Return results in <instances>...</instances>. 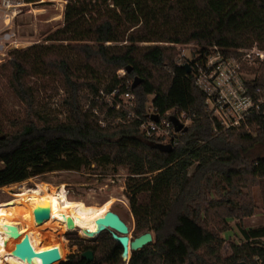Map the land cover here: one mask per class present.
Wrapping results in <instances>:
<instances>
[{"label":"trees","instance_id":"trees-1","mask_svg":"<svg viewBox=\"0 0 264 264\" xmlns=\"http://www.w3.org/2000/svg\"><path fill=\"white\" fill-rule=\"evenodd\" d=\"M48 40L61 44L15 51L9 62L10 87L26 109L25 117L12 121L0 136V189L95 163L125 167L135 233L155 234L154 243L133 252L129 264H225L220 254L223 239L201 219L208 212L203 203L218 190L216 178L231 185V168L242 160V152L264 146L263 121H252L261 126L257 137L215 132L218 126L207 113L206 96L194 72L177 63L175 47L196 45L202 54L218 47L225 55L255 44L264 50V0H68L64 26ZM121 70L126 71L123 78ZM255 73L260 75L250 84L264 89V64ZM34 76L60 81L64 120L37 108L27 84ZM135 79L141 83L132 89L128 83ZM116 88L135 95V113L143 119L150 96L151 106L161 114L186 112L192 124L182 142L164 153L151 147L158 142L142 134L138 120L101 126L95 102L84 108L88 97L83 93L98 99L101 90ZM117 115L124 118V113L108 109V116ZM251 165V173L264 178V155L256 154ZM141 195H146L144 202H139ZM243 234L246 242L233 246L229 264H264V227ZM81 245L59 264H123L122 248L109 230ZM88 251L94 252L92 262L83 257Z\"/></svg>","mask_w":264,"mask_h":264},{"label":"rangeland","instance_id":"rangeland-1","mask_svg":"<svg viewBox=\"0 0 264 264\" xmlns=\"http://www.w3.org/2000/svg\"><path fill=\"white\" fill-rule=\"evenodd\" d=\"M21 2L23 5L20 13L12 22L13 30L16 33L15 45L6 50L0 62V126L3 129L0 132V136H5V132L12 121L25 117L26 106L10 87L12 68L9 62L13 59V52H24L36 45L61 44V42L49 41L48 38L64 26L65 8L68 0L46 2L45 0H41L37 5L26 4L23 0ZM3 28L5 27L0 20V29ZM254 46H257V44ZM257 47L260 48L259 46ZM175 49L177 63L179 65L188 64L194 72L191 61L199 59L200 49L196 45H179ZM228 53L229 55L238 54L237 50L234 49ZM263 64L264 62L246 64V76L249 79H255L260 75L259 73H255V71L260 70ZM125 74V70L118 71V75L121 78L125 77ZM27 84L32 87L35 94V103L39 110L47 114H59L62 120L65 119L66 114L61 105L65 94L60 81L52 77L34 76L27 80ZM106 84L107 82L104 80L101 86L105 87ZM83 96L88 97L83 103L84 108L88 109L94 101L96 104L95 110L98 112L96 116L103 119L106 126L128 125L132 122L130 118H125V116L124 118L118 115L116 117L108 116V108L105 104H102L89 91H85ZM134 98L133 103L137 107L138 102L135 95ZM152 99L153 96H150L149 102L146 105L147 112L151 110ZM209 116L211 117L210 114ZM191 124L192 122L189 124V127ZM236 134L248 133L242 131L240 133L236 132ZM258 134L259 132L256 133L253 130V134L250 136L257 137ZM180 141L182 142V139ZM245 141L250 144L252 140L246 137ZM250 148H252L251 150L249 149L250 152L249 150L242 152L240 154L242 160L232 166L233 179L231 185H228L220 178H216L215 183L219 184L218 190L208 194L206 201L203 203L208 212H206L207 214L203 213L201 219L206 228L223 239L220 254L222 259L225 260V264H229L228 260L233 254V246L245 244L246 239L243 230L264 227V178L256 177L251 173L252 160L256 154L264 155V146ZM193 170L190 172L192 173ZM219 170L221 172L223 167H219ZM128 178L129 172L125 167L95 163L79 171H55L33 177L22 183L1 188L0 203L12 201L15 199L14 195L36 187L37 183H47L50 188H58L61 185H65L68 199L71 201H84L87 205H101L108 199L114 198L117 202L112 206L111 211L116 212L121 217L129 227L130 237L135 238L139 234L135 233L136 221L131 211V203L126 186ZM145 200L146 195L139 196V202H144ZM63 216L65 218L68 217L66 214H60L54 219L59 221L57 225L56 221L54 222L53 220L50 225H47L46 228L48 229H44L43 236L41 233L39 234L44 242V249L50 250L53 246H58L60 253L62 252L60 256L64 257L62 262L66 261L69 255L78 253L81 246H83L81 244L93 243L97 240V238L95 240H88L77 233L60 231L56 233L57 235L49 243L47 235L52 233L51 230L66 223L67 220H63ZM152 233L155 237L153 231ZM27 237L29 243L33 241L30 236ZM260 244L264 246V239L260 241ZM58 263L56 262V264Z\"/></svg>","mask_w":264,"mask_h":264},{"label":"built area","instance_id":"built-area-1","mask_svg":"<svg viewBox=\"0 0 264 264\" xmlns=\"http://www.w3.org/2000/svg\"><path fill=\"white\" fill-rule=\"evenodd\" d=\"M21 1L0 0V20L5 27L0 29V62L6 50L15 45L16 33L12 22L20 13L23 5ZM237 53L225 55L220 48L212 47L204 54L199 53V59L192 60L191 63L196 85L206 96L207 112L218 126L215 132L244 131L252 135L253 130L258 133L261 128L260 125L252 123L255 118L259 117L264 126V89L250 84L253 79L246 76L245 66L264 62V50L254 46L250 49H239ZM134 99L130 91L122 92L119 88L110 92L101 90L98 96V100L108 109L125 113V118L132 121H140V130L147 139L171 146L181 142L180 139L186 133L183 128H189L192 122L186 112L172 109L161 114L151 106L143 119L135 113ZM95 113L98 115L96 110ZM100 124L106 126L103 120ZM177 126H182V130L178 132Z\"/></svg>","mask_w":264,"mask_h":264},{"label":"bare ground","instance_id":"bare-ground-1","mask_svg":"<svg viewBox=\"0 0 264 264\" xmlns=\"http://www.w3.org/2000/svg\"><path fill=\"white\" fill-rule=\"evenodd\" d=\"M14 196L15 199L12 201L0 204V264H43L39 253L48 251V249L39 246L43 241L39 234L41 233L43 236L44 228H39L40 225L35 222L33 210L37 204L43 203L51 209V217L46 222H52L60 214H66L67 218H72L77 226V228L69 229L66 221V223L53 228L52 233L47 235L49 243H51V239L60 231L77 233L83 238L91 240L92 238L85 235L83 229L95 230V221L111 211L112 206L117 202L114 198L108 199L101 205H87L84 201H71L68 199L65 185L50 188L44 183H37L36 187ZM4 224L18 226L21 233L18 238L10 239L7 244L4 243L1 230V226ZM27 236H30L33 241L28 244L30 253L24 254L23 247L29 240Z\"/></svg>","mask_w":264,"mask_h":264},{"label":"water","instance_id":"water-1","mask_svg":"<svg viewBox=\"0 0 264 264\" xmlns=\"http://www.w3.org/2000/svg\"><path fill=\"white\" fill-rule=\"evenodd\" d=\"M185 68L190 73L191 68L188 64L185 65ZM141 83V80L135 79L132 89H135L138 87V85ZM157 118H154L156 120ZM178 132L182 130V126H177L176 129ZM184 132H187L188 128H183ZM152 148H155L161 152L164 153H170L173 150V146L171 145H162V144H151ZM35 222L38 225L43 224L51 217V209L49 207H46L43 205V203H39L35 206L33 210ZM62 219L67 220V227L69 229L71 228H77L74 220L72 218H65L64 216ZM95 230L91 231L89 229H83L85 235L89 236L93 240L98 238V236L103 233L104 231L109 230L112 234V238L121 246L122 248V255H121V261L123 264H127L130 262L133 252L142 250L145 246L151 244L154 240V235L152 232L144 233L138 237L130 238V230L127 224L121 219V217L114 211H109L107 214L102 217L98 218L95 221ZM79 227V226H78ZM80 228V227H79ZM2 235L4 237V243L7 244V242L14 238H18L20 236V231L18 226L16 225H2L1 226ZM29 240L26 241L24 247H23V253L28 254L30 253V248L28 246ZM40 259L43 261L44 264H52L54 262L61 263L60 260V252L57 248H53L48 251H44L39 253ZM83 257L88 261L92 262L94 260V252L88 251L83 253ZM58 263V264H59Z\"/></svg>","mask_w":264,"mask_h":264},{"label":"crops","instance_id":"crops-1","mask_svg":"<svg viewBox=\"0 0 264 264\" xmlns=\"http://www.w3.org/2000/svg\"><path fill=\"white\" fill-rule=\"evenodd\" d=\"M44 184H47V183H44ZM47 185H48V184H47ZM7 202H8V201H7ZM2 203H4V202H2ZM0 204H1V203H0ZM58 218H59V217H58ZM55 221H56V222H55ZM54 222H55L56 225H57V223H58L59 221L56 219V220H54ZM54 222H53V223H54ZM50 224H51V222H45L44 224L40 225V227H39V226H38V227H39V228H42V227H43V228L45 229V228L47 227V225H50ZM47 229H48V228H46L45 230H47ZM43 243H44V242L42 241V242L39 244V246H40L41 248H43ZM55 247L58 248V246H56V245L53 246V248H55Z\"/></svg>","mask_w":264,"mask_h":264}]
</instances>
